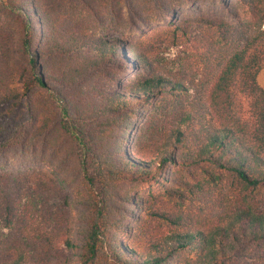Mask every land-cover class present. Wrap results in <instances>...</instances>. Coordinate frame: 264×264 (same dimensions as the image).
I'll return each instance as SVG.
<instances>
[{"label": "trees", "instance_id": "16d2710c", "mask_svg": "<svg viewBox=\"0 0 264 264\" xmlns=\"http://www.w3.org/2000/svg\"><path fill=\"white\" fill-rule=\"evenodd\" d=\"M197 1H0V264H264V0Z\"/></svg>", "mask_w": 264, "mask_h": 264}, {"label": "rangeland", "instance_id": "374dc122", "mask_svg": "<svg viewBox=\"0 0 264 264\" xmlns=\"http://www.w3.org/2000/svg\"><path fill=\"white\" fill-rule=\"evenodd\" d=\"M0 1H6V0H0ZM199 7L206 8L209 10H214L216 8L214 1L212 0H198L195 3H190L187 4L186 10L187 11H192L195 10ZM4 19V17H1ZM146 29L144 27H141L138 29L137 27H133L130 31L129 34H127L125 37L130 38L132 37H138L141 34V30ZM178 51H180L179 48H173V47H161L160 50L157 51L156 54V60L159 62L164 69L166 70H174L176 66L173 63V60L176 58ZM22 62L26 67H30L28 64V58L25 56L22 58ZM257 84L264 88V65L262 66L260 72L258 73L257 76ZM47 94V93H45ZM235 111L238 116H240L244 121H251V116H250V111H249V101L248 99L241 95L236 93L235 97ZM14 152H9L6 153V156L0 159V166L3 165H11V166H26V165H32V164H37V163H28V162H22V161H17L14 157ZM149 189L156 190L157 186L153 182L149 181H144L140 183V193L143 195L147 194V191ZM68 253V252H66Z\"/></svg>", "mask_w": 264, "mask_h": 264}]
</instances>
